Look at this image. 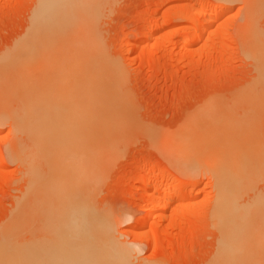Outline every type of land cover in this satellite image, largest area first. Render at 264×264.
I'll return each mask as SVG.
<instances>
[{"label":"rangeland","instance_id":"obj_1","mask_svg":"<svg viewBox=\"0 0 264 264\" xmlns=\"http://www.w3.org/2000/svg\"><path fill=\"white\" fill-rule=\"evenodd\" d=\"M245 1H222L224 17L219 22L214 21L210 30L206 29L205 23L211 21L212 17H207L200 28L211 32L210 35L194 42L181 55L176 54L175 50L187 37V16L198 7L210 6L216 0H109L99 10L96 33L101 53L104 51L107 58V61L105 57L102 60L108 62L109 59L110 64L117 66V75L124 77V80L117 77L120 80L118 83L115 82L117 79H113L107 87L111 90V100L115 99L114 104H121L116 106L115 114H121L117 120L123 115V119H126L119 120V125L116 122L120 130L110 129L112 133L107 129L106 132L110 134L100 131L102 135L100 132L97 134L100 138L98 143L89 149L92 172L88 178L94 180L88 186L91 196L87 200L90 210L98 218L114 220L115 240L129 251L132 250V264H231L233 261L232 264H264V212L261 214L255 209L257 207L253 209L254 206H251L255 197H264V172L259 164H255L256 154L260 161L258 163L264 160V108L262 103L254 101L256 98L250 95L252 90L248 92L250 85L254 84L250 83L255 73L254 63L249 56H245L247 53L242 45V23L245 24L243 21L249 12ZM261 1L262 11L260 6L258 8L262 14L260 17L258 15L255 26L262 35L260 38H263L264 45V0ZM36 2L0 0V59L5 54L22 56L25 53L24 50L18 53V48L16 51L13 49L14 45L21 43L23 36L25 40L22 42L30 40L28 31L39 6ZM149 32L154 46L151 47L152 57L150 55L148 58L144 53L143 42L144 35ZM37 37H31V43L35 41L36 45L39 43L42 46L34 45L38 49H35V53H38L39 47L42 49L45 46L42 49L45 55L39 53V58L53 57L55 50L58 51H55L56 55L60 56L62 45L59 39ZM101 53L100 57L103 56ZM198 55L203 57L198 58ZM98 57L99 54L96 59ZM106 70L103 72L107 73ZM251 88L254 89V85ZM2 96L0 101L6 102L0 104V107L5 104L0 112L5 109V112H1L3 115L7 110L6 115L10 113L18 118L20 105L16 102L19 97L16 99V96L8 94ZM12 123L9 119L0 121V161L3 164L0 166V237L11 225L12 213L32 188L29 186L32 185L30 178L34 171H42L40 175L44 173L43 177L49 171L40 158L38 161L37 154L34 155V148L29 150L30 140L13 132ZM249 145H255L251 149L255 151L257 148L258 153H252ZM242 151L243 154H249L247 160L242 158ZM235 155H240L237 159L246 162L252 158L250 163L257 168L250 177V186L245 190L244 194L248 192L247 195L243 194L238 200L239 205L251 206L247 208L245 205L244 221H247L246 217L251 219L249 215L254 221L250 224V220L247 221L245 226L250 228L244 226L245 230L238 237L230 238V230H227L229 215L219 206L217 199L219 185L216 174L222 171L230 177L233 168L239 163ZM31 156L35 161H29L33 160ZM263 163L260 166H264ZM228 170L232 172L229 174ZM146 179L163 181L161 186L151 188L149 194L167 188L178 180L183 186L177 189L179 196L166 210H157L160 204L157 201L158 204L153 206L156 209L152 212L150 224L139 228L134 227V224L143 218L145 212L138 208L143 196L138 189ZM85 185L83 188L87 189ZM161 198L162 202L164 197ZM252 222L258 226H253ZM140 234H146L149 242L142 243ZM153 234L156 235L154 244ZM23 236L19 240L27 241L37 237V234ZM225 239L237 248L243 245L240 252L231 251L223 258L221 246L227 245ZM245 251L244 257L239 255L242 258H237L238 253ZM227 258H231L232 262H228ZM238 259L244 261L237 262Z\"/></svg>","mask_w":264,"mask_h":264},{"label":"bare ground","instance_id":"obj_2","mask_svg":"<svg viewBox=\"0 0 264 264\" xmlns=\"http://www.w3.org/2000/svg\"><path fill=\"white\" fill-rule=\"evenodd\" d=\"M108 1L109 0H37V5L39 6L36 5L37 11L33 14L30 29L29 31L27 30L28 35L29 37L39 36L42 38L45 36V38L51 37L56 40L59 39L62 45V53L60 52L61 54L58 56L56 55L58 51L55 50L57 52L55 53L54 51V53H52L53 55L55 54L56 57L55 55L53 57L51 55L49 57L44 56L46 57L44 58L40 55L42 58H39L38 54L44 53L42 49L45 46L40 49L42 45L40 46L38 43L37 45L40 46L39 51L41 50V52L38 51V53H35V49L36 51L38 50L34 46L36 42L33 41V43H31V37L30 40L22 42V40H25L23 36V38H21V43L16 42L18 45H14L15 48L13 50L18 48V53H21L23 50L25 53L22 54V56H16L15 54H17V52L14 53L15 56H9L10 54L6 56L5 54L0 59V96L8 94L11 97L16 96V99L19 97V101H17L16 104L20 105V115H18V118H16L15 115L12 116L10 113L6 115L8 114L7 110V113L3 115L1 113L2 111L5 112V109H3L0 112V121H4V119L5 121L8 119L11 120V122H13L12 124H14L13 132L17 135L26 136L31 142V147H29L31 149L29 150L34 148L32 151H36L34 155L36 156L37 154L36 157L38 161L40 158V160L45 163L47 169L49 168L45 177H43L45 175L44 173L40 175L42 171L39 173L34 171L33 177L31 176L30 178V184L32 183V185L29 186L32 187L30 188L31 191L30 189L28 190L30 193L28 192V195H26V197L24 196V200L20 202L21 204H19V206H17L18 208L12 213V220L10 219V221H12L10 222L11 225L5 229L0 237V264H132V261H134L132 260L134 259L133 254H131L132 250L129 251L125 248L126 246L120 245L118 240H115L117 238L114 237L115 235L113 232L114 220L112 221V219L110 220L108 217H106L108 220H105V216L103 217L104 220L98 218L97 215H95V213L93 214L92 210H90L89 201L87 200L91 196V194L89 195L88 193V190H91L88 186L92 185L90 183L94 180L93 178H88L92 172V161L90 160L91 151L89 149L98 143L99 137L97 134L100 131L106 132L107 129L110 130L113 128H118L120 130L117 124L119 125L118 121H122L121 119L124 117L123 115L122 118L117 120L121 114L119 116L115 114L116 106H121V104H114L115 101L113 100L115 99L111 100V90L107 87V84L111 83L113 79H117L115 81L116 83L120 81L118 79L120 77L117 75L119 70H117V66L110 64L111 61L109 59L108 62H110H106L107 58L105 57L104 51L101 53L102 48L96 33V23L99 20L100 14L99 10L105 5H103V3H108ZM222 1L224 0H216V2H212L213 4L210 6H200L197 10L191 11L192 13L187 16V22L189 24V27L186 28L187 37L183 40L182 45L175 50L176 54L181 55V53L186 48H190L194 42L204 37L206 38V35H210L211 32L201 29L200 24L205 21L207 17H212L211 21L207 23L204 22L205 25L207 24L206 29L210 30L209 28L213 27L214 21L219 22V20L224 17L225 11L221 10L223 7ZM245 2L249 8V12L248 14L246 13V20L244 19L245 21H243L245 24L242 23V32L244 31L242 45L247 53L245 56H249L253 61L252 63H254L255 73L253 81L250 83L252 84L253 82L254 84L250 85L248 92L250 93V90H252L253 94L251 92L250 95L256 98L254 100L255 102L262 103L261 105L264 108V45L262 43L263 38H260L262 35L260 36L259 31H257V26H255L257 23L256 21L259 20L262 14V12H259L260 10L262 11V6H260L262 1L246 0ZM195 14L198 16L195 17ZM155 26L157 27V25ZM151 33L149 32L144 35L145 41L143 42L144 53L148 58L151 55V47L154 44L153 38L151 39ZM44 40L47 41V39ZM41 41L40 39V42ZM37 45L36 47H38ZM54 47L56 46L54 45ZM100 53L103 54V56L101 55L100 57ZM98 54L99 57L96 59V55ZM201 56L202 55H198V58ZM102 57H105V59ZM34 70L36 72H34ZM105 70L107 73L103 72ZM253 85L254 89L251 88ZM4 101L5 100L2 101L1 99L0 104ZM120 103L123 102L120 101ZM126 103L127 102H125V104ZM259 103L256 106H258ZM3 105L5 106L4 103ZM4 106L1 105L2 108H4ZM263 110L264 109H262V111ZM262 111L260 109V113ZM104 134L105 133H103V135ZM249 146L251 149V147L253 148L255 145ZM248 149H246V151ZM255 151H257V148ZM255 151L252 150V153H255ZM246 153L243 154L242 151L241 155L243 159L247 160L249 154L246 155ZM237 156L235 155L236 159ZM255 156L253 157L256 160L255 164H259V167H261L264 172V166H260L264 160L258 163L260 162L258 161L259 157H257V154ZM251 160L249 162L238 160L239 163L236 162V164H238L233 168L234 171L230 177L222 171H217L218 175L215 173L219 185L217 194L219 206L229 215V227L227 230H230L228 231L230 238L238 237L243 229L245 230L247 221L250 220L248 224L254 221L251 215L248 216L251 219L246 217L245 219H247V221H244L245 205L247 204L239 205L238 203L239 198L241 199L249 185L250 177L257 169L254 165H251ZM29 161L35 160L33 158V160L31 159ZM1 164L2 162L0 161V166L3 165ZM34 164H36V162ZM30 167L32 168V166ZM36 167L37 166H35L34 169ZM40 169H42V166ZM228 172L230 174L232 170H228ZM258 172H260V168ZM258 172L256 173L259 174ZM37 173L39 175H37ZM162 182L161 180L155 182L151 179H146L144 183L142 182V186L138 189V191H142L143 193L142 203L138 208L140 211L143 210L145 214L141 220H136L137 222L134 224V227L147 226L150 224L153 218L152 212L156 209V207L154 209L153 206H155L157 201L160 203L157 205V207H159L157 210L163 211L179 196L177 189L183 185H181L182 183L177 184L176 182L154 194H149L151 188L154 186H161L163 184ZM84 184H86L85 186L87 189L83 188ZM185 186L184 184V187ZM93 189L94 188H92V190ZM247 193L244 195L246 196ZM162 196L164 198L161 202ZM181 196L182 193L180 197ZM148 204L151 206L150 209L147 208V206H149ZM247 206V208L254 206L252 207L253 209L257 207L255 209H257L258 212L260 211L259 213H263L264 197H255L251 206ZM217 210H219V208ZM251 211L254 210L251 209ZM253 217L255 218V216ZM252 224L256 226L257 223L254 224L252 222ZM246 228L248 229L250 227ZM34 230L37 231L35 232L37 237H29L30 239L27 241L19 240L26 234L35 235V233H33ZM246 232H248V230H246ZM140 240L142 243L149 242L146 234H140ZM155 242L156 235L152 238V243L154 244ZM242 246L243 245H241V247ZM245 246L248 247V245ZM221 247H223V258L227 257L226 254H230L231 251H239L241 248L240 245H238L239 248H237L236 245L232 243L229 244L228 241L226 246ZM246 252L247 251L238 253V257L236 255L237 252L233 254L236 255L235 257L237 258H242ZM232 256L231 254V257ZM240 260L242 259L236 261L238 262ZM229 261H231V258L228 259V262ZM242 261H244V259Z\"/></svg>","mask_w":264,"mask_h":264}]
</instances>
